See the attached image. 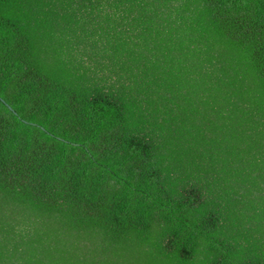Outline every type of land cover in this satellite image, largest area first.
I'll return each mask as SVG.
<instances>
[{
	"label": "trees",
	"instance_id": "1",
	"mask_svg": "<svg viewBox=\"0 0 264 264\" xmlns=\"http://www.w3.org/2000/svg\"><path fill=\"white\" fill-rule=\"evenodd\" d=\"M0 264H264V0H0Z\"/></svg>",
	"mask_w": 264,
	"mask_h": 264
}]
</instances>
